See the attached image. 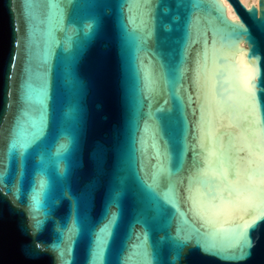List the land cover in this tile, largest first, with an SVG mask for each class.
<instances>
[{
    "label": "water",
    "instance_id": "1",
    "mask_svg": "<svg viewBox=\"0 0 264 264\" xmlns=\"http://www.w3.org/2000/svg\"><path fill=\"white\" fill-rule=\"evenodd\" d=\"M264 0H0V264H264Z\"/></svg>",
    "mask_w": 264,
    "mask_h": 264
},
{
    "label": "snow or ice",
    "instance_id": "2",
    "mask_svg": "<svg viewBox=\"0 0 264 264\" xmlns=\"http://www.w3.org/2000/svg\"><path fill=\"white\" fill-rule=\"evenodd\" d=\"M262 218H264V213H262L260 216L254 219L244 221L242 225L238 226L241 232V235L244 237H247L249 229L253 228L258 222V220Z\"/></svg>",
    "mask_w": 264,
    "mask_h": 264
},
{
    "label": "bare ground",
    "instance_id": "3",
    "mask_svg": "<svg viewBox=\"0 0 264 264\" xmlns=\"http://www.w3.org/2000/svg\"><path fill=\"white\" fill-rule=\"evenodd\" d=\"M242 3H250V2H255V0H240Z\"/></svg>",
    "mask_w": 264,
    "mask_h": 264
}]
</instances>
